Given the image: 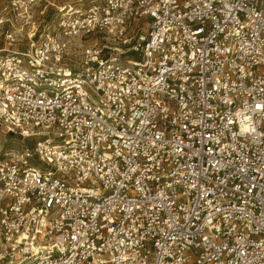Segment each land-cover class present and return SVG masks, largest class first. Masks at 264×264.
Listing matches in <instances>:
<instances>
[{"label": "built area", "instance_id": "built-area-1", "mask_svg": "<svg viewBox=\"0 0 264 264\" xmlns=\"http://www.w3.org/2000/svg\"><path fill=\"white\" fill-rule=\"evenodd\" d=\"M0 264H264V0H0Z\"/></svg>", "mask_w": 264, "mask_h": 264}, {"label": "rangeland", "instance_id": "rangeland-1", "mask_svg": "<svg viewBox=\"0 0 264 264\" xmlns=\"http://www.w3.org/2000/svg\"><path fill=\"white\" fill-rule=\"evenodd\" d=\"M4 137H7L9 139V142L11 143L12 146L14 147H21L22 143H27V144H31L33 141L32 139H27V140H23V138L19 135H11V134H3L0 132V139H4Z\"/></svg>", "mask_w": 264, "mask_h": 264}]
</instances>
